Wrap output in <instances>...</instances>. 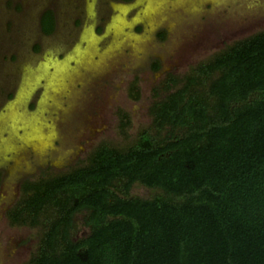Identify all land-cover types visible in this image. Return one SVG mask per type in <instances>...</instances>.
I'll return each instance as SVG.
<instances>
[{
	"label": "trees",
	"instance_id": "16d2710c",
	"mask_svg": "<svg viewBox=\"0 0 264 264\" xmlns=\"http://www.w3.org/2000/svg\"><path fill=\"white\" fill-rule=\"evenodd\" d=\"M164 84L129 146L101 143L85 165L21 182L6 216L40 230L24 264H264V30ZM79 213L89 233L75 239Z\"/></svg>",
	"mask_w": 264,
	"mask_h": 264
},
{
	"label": "rangeland",
	"instance_id": "374dc122",
	"mask_svg": "<svg viewBox=\"0 0 264 264\" xmlns=\"http://www.w3.org/2000/svg\"><path fill=\"white\" fill-rule=\"evenodd\" d=\"M109 2L0 0V264H24L38 246L39 228L6 216L23 180L85 165L101 143L129 146L151 124L168 74L264 30V0ZM44 10L57 19L48 38ZM131 194L154 192L134 184ZM75 222V239L86 236L84 214Z\"/></svg>",
	"mask_w": 264,
	"mask_h": 264
},
{
	"label": "flooded vegetation",
	"instance_id": "af4514ba",
	"mask_svg": "<svg viewBox=\"0 0 264 264\" xmlns=\"http://www.w3.org/2000/svg\"><path fill=\"white\" fill-rule=\"evenodd\" d=\"M109 1H111V2H109L108 5H110V3H112V2H121V3L129 4V3H131L133 0H109ZM46 11H48V10H44L43 12H41L40 20H39V24H40V30L42 31L43 37H47V38H48L49 36L55 34V31H56V28H57V19H56L55 12H54L53 10H50V11H52V13H53V15H54V22H55L56 27H54V29H53L50 33H46V34H45V32H43V30H42L41 22H42L43 15H44V13H46ZM13 96H14V95H13ZM13 96H12V97H13ZM11 99H12V98H10L9 100H11Z\"/></svg>",
	"mask_w": 264,
	"mask_h": 264
}]
</instances>
